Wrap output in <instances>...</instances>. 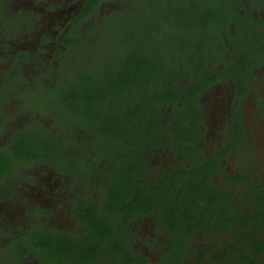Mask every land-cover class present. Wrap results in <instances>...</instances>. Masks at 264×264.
<instances>
[{
    "label": "flooded vegetation",
    "instance_id": "1",
    "mask_svg": "<svg viewBox=\"0 0 264 264\" xmlns=\"http://www.w3.org/2000/svg\"><path fill=\"white\" fill-rule=\"evenodd\" d=\"M111 1H100L88 18L76 24L74 17L85 0H53L54 10H59L61 15L49 22L59 19L61 23L54 28L52 41L47 44L44 30L36 25L45 22L41 16L50 12L51 0H0V155L10 163L0 181V264H173L171 255L177 250L174 239L176 242L183 235L181 264H264V221L254 231L256 242L251 238L237 242V235L233 234L236 229L221 234L218 230L202 231L182 225L181 234L177 232L179 229L173 230V226L159 220L167 216L157 214V205L144 214L138 206L131 207L129 214L124 213L121 205L119 212L115 211L108 197L112 185L94 180L95 166L103 168V174H109L119 171L117 167L131 165L129 160L120 157L114 162L112 155H107L110 148L126 147L122 134H104L98 140V134L78 133L76 125L64 127L63 95L57 91V80L59 76L65 78L67 73H77L69 69L71 64L75 69L90 67L71 63L80 51L75 48L83 44L82 39L78 42V37L73 36L89 23L103 26L111 20V14H124L129 5L122 0L117 3L123 4L119 9L112 10L110 6L104 10L103 4ZM192 1L188 0V5ZM108 11L111 13L106 15ZM225 11L236 13V18L229 16L231 21L225 30H216L213 39L216 50L210 49L208 53L210 58L222 60L219 67L222 76L212 85L218 91V125L214 128L208 125L206 110L200 102L203 119L197 134H193L195 125H192V133L175 143L173 135L157 129L147 136L142 134L144 141L150 138L147 143L137 144L140 136L137 133L130 139L129 149L122 153L140 152L142 163H135L140 166V177L166 187L160 191L156 186L154 192L147 189L156 202L168 205V200H174V186L181 194H188L184 190H189L191 180L210 195L212 190L218 196L225 189L231 193V204L244 203L245 207L241 206L244 215L251 220L244 231L251 232L261 218L254 217L264 209V0H228ZM151 20L156 28H167L158 24L157 19L151 17ZM243 51L247 54H241ZM239 58L252 66L240 65ZM231 60L238 65L228 72L226 68ZM63 62H67V71L63 69ZM26 65L32 67L33 74L26 72ZM49 77L56 85L48 87L44 80ZM55 95L58 114L48 109ZM48 110L54 116L50 122L43 119L49 115ZM160 121L166 123V120ZM22 137L32 140L49 137L53 142L49 154L54 155L55 164L49 165L47 160L32 162L25 156L28 153L25 149L15 147ZM168 141L175 156L160 158V149L170 148ZM17 153L22 156L21 160L16 159ZM134 157L137 156L134 154ZM155 174L160 175L155 177ZM29 191L41 194L45 207L29 198ZM8 202L19 203L20 214H6L4 206ZM86 215L92 221L104 222L107 228L90 230V223L82 219ZM193 226L196 225H190ZM226 233L233 235L235 248L227 258L217 259L220 246L225 245L219 242L232 240ZM97 237H102L99 241L102 252L99 256L98 253L90 256V247L98 243ZM203 252L206 254L198 259V254ZM244 254L246 260L242 257Z\"/></svg>",
    "mask_w": 264,
    "mask_h": 264
},
{
    "label": "trees",
    "instance_id": "2",
    "mask_svg": "<svg viewBox=\"0 0 264 264\" xmlns=\"http://www.w3.org/2000/svg\"><path fill=\"white\" fill-rule=\"evenodd\" d=\"M100 1L103 0H85L84 6L74 17V22L79 24L88 18L92 8ZM126 1L129 2V5L123 12L124 14H111L109 16L111 20L103 26L97 24L94 26V35L91 36V46L96 42L97 45L96 43L95 45L98 47L95 54L98 49H101V46H104V41H109L115 45L114 49L119 48L121 43H123V47L128 45L122 52L126 58L120 62L119 68H115L114 72L106 70L95 72L93 68V72L90 73V67L75 69L74 71L77 72L74 78L76 82L62 94L61 112L63 117L66 114L72 115L78 122L76 126L80 132L98 134V140L100 135L122 134L121 138H123V144L125 143L126 147L121 149L110 148L107 155H112L114 162H118L120 157L124 161L129 160L131 165L122 169L117 167L119 171L109 174H103V168L98 169L95 166L94 172L97 177L94 180L99 179L112 185L108 197L111 199L112 208L117 212H119V205L123 207L126 214L130 213L131 207L138 206L139 211L144 214L155 209L157 205L158 213L157 211L156 213L167 216L165 218L162 216L159 220L173 226V230L179 229L177 232L181 234L182 225H187L189 229L202 231L218 230V233L221 234L236 229L233 234L237 235V242H247L250 241V238L256 242L253 237L255 236L254 231L260 229L261 224H263L264 216L262 213L264 209L254 217L257 219L261 216L258 218L257 227L251 232L244 231V226L250 224L251 221L248 215H244L242 209L245 207L244 203H240L241 205L231 204L229 201L231 193L225 189H222L218 196L214 195V190L211 191L212 194L210 195L208 190L203 191L198 183L193 180L190 181L189 190H184L188 194H181L174 186L176 194L174 200H168V205L163 204V201L157 200L156 202L154 196L150 195L147 189L149 188L150 192H154L156 186H159L160 191L166 190V187L160 182L140 177L138 173L140 166H135V163L139 165L142 163L140 152L134 153L137 157H134V154L131 155L132 151L127 154L122 153V151L129 149L128 143L135 134L139 133L145 136L149 134L147 127L152 128L156 125L160 130L159 132H163L165 129V133L168 132L176 138L175 143L185 140L182 138L185 134L192 133V125H195V121L198 118L199 122L203 119L199 96L204 89L214 85L222 76V69L218 67L219 64H222V60L218 57L210 58L208 56L209 52L216 50V46L213 45L215 32L216 30L224 31L226 24L231 21L228 17L236 18V13H226L225 7L228 5V0H205L204 2L193 0L185 12L188 15L186 21H180V9H177L175 14L166 9L160 10L161 21L157 20V23L160 25L164 23L167 26L164 29L162 27L156 28V24H151L152 20H147L148 17L138 13L139 6L136 0ZM174 2L176 3V1ZM166 31L168 36H166ZM73 37H78L76 38L77 41L81 42L82 38L79 35ZM71 40L73 41L72 38ZM145 41L152 42L151 51L143 49V47L148 46ZM171 49H174L175 53H179V50H185L190 59L184 57L175 60V62L171 61L174 66L165 72L167 74L161 76V86L158 93L149 92L145 95L147 96L145 99H139L138 95L142 94L141 89L132 93H128L124 89L127 87L126 82L135 81L139 84H145L151 83L152 79H157L158 73L156 75L154 73L163 70V65L157 66L159 61H163L160 59L157 62V55L166 56L165 61H170L167 56L169 53L172 54ZM210 49L212 50L210 51ZM235 52L240 54L238 51ZM242 53L243 55L244 53L247 54L244 51ZM103 61L101 62L103 63ZM239 64H244L245 68L252 66L247 62H241V59ZM235 65L238 64H235L234 60L229 61L226 68L228 72L235 70ZM123 72L127 76H124ZM96 77L97 79H95ZM186 107L190 108L191 111L183 112ZM169 108L170 114L167 113ZM165 118L172 120H168L164 124L160 120L165 121ZM139 128L142 130L137 131ZM147 141L148 139L144 142L147 143ZM51 144L53 142L50 141L49 137H40L34 140L22 137L20 141L16 142L15 147L25 149L28 152L25 153V156L30 157L32 162L47 160L49 165H54V158H52L54 155L49 154ZM16 159L21 160L22 156L17 153ZM8 166L10 163H7L5 156L0 155V178L6 175L4 168ZM99 173L101 174L99 175ZM92 207L93 205L90 204V209ZM91 216L95 218L94 215ZM82 219L84 223H90V230L92 231H103L107 228L104 222L90 220V215H86V218ZM236 223L239 226H236ZM191 224L196 226L190 227ZM214 224L215 227L213 228ZM226 234L231 235L232 240H228L227 243L219 242V244L225 245L220 246L219 253L216 255L217 259L227 258L235 248L233 235L231 233ZM101 238L97 237L98 243L91 245L90 256L95 257L96 253L99 256L102 252L99 244ZM184 241V235L176 242L174 239V246L177 250L171 255L175 260L173 264L182 263L181 252ZM113 246H118V244H113ZM254 253L257 254L256 251ZM205 254V252L198 254V259ZM245 256L246 254L242 255L243 259Z\"/></svg>",
    "mask_w": 264,
    "mask_h": 264
},
{
    "label": "rangeland",
    "instance_id": "3",
    "mask_svg": "<svg viewBox=\"0 0 264 264\" xmlns=\"http://www.w3.org/2000/svg\"><path fill=\"white\" fill-rule=\"evenodd\" d=\"M8 1H13V0H8ZM52 1V5L51 8L49 9L50 12L43 14L41 17H43L45 19V22L42 24H37L36 27L40 29V27H42V29L44 30L43 33L46 36V43L48 44L49 42L52 41L51 37L53 36V31L54 28L57 27V24H60L61 21L58 19L56 21L53 22H49V20L51 19H57L58 16L61 15L59 10H54V3L53 0ZM125 1V0H124ZM176 1V3L174 2ZM203 2L205 0H202ZM123 2L122 0H112L111 2H105L103 4L104 6V10L109 9V7L111 6L113 9L112 10H117L119 9L120 6H122L123 4H117V3H121ZM139 2V7L137 9L138 13L144 17H148L147 20H151V17L154 19H157L159 21L160 20V10H169L172 14H175L177 9L181 10V15L179 17L180 21H186V19H188V15L185 13L187 11V7H188V0H138ZM111 13V11L106 12V15H109ZM55 14V15H52ZM100 18V17H99ZM98 21V17L96 18V22ZM150 24V23H148ZM192 24V23H189ZM96 25V24H95ZM94 25V26H95ZM163 25L166 27V25L163 23ZM188 25V24H187ZM40 26V27H39ZM92 24L90 25V23L84 27V29H81L80 32L78 33V35L82 38L83 40V44L81 43V45L79 44L75 50L79 51L76 52L75 55L73 56V59L71 63H78L80 67L84 68L87 67L88 65H90V73L93 72V68L95 72H100V71H113L115 70V68H119L120 62L123 61V59L126 58L125 54H122V52H124L123 50L126 49V47H123V43L119 44L121 45L119 48H115V45H112V43H109V41H104L103 42V47L101 46V49H98V52L95 54L96 50L98 47H96L95 43L91 46V36L94 35L93 30L95 29ZM166 29V28H164ZM61 30V29H60ZM59 34V31L56 33V35ZM166 36H168V32L166 31ZM148 46L147 47H143V49L145 50H149L151 51L152 49V42L151 41H145ZM22 45V44H21ZM26 45V44H25ZM29 49L31 50V53H35V51L32 49V47H29ZM140 49V48H139ZM172 54H168L167 58L170 59V61H165L166 56H160L157 55V62L160 59H163V61H159L157 66L159 64L163 65V70L159 71V72H155L154 74L156 75L158 73V77L157 79L153 80L151 83H145V84H139L135 81L133 82H126L125 85H127L126 88H124L128 93H132V92H136L138 90H140V92L142 94L138 95L139 99H145L147 96H145L146 94H148L149 92H153V93H158L160 91V86H161V76L167 74L165 73L166 71L170 70L171 67H173V63L175 62V60H179L182 59L184 57H186V59H190V56L186 54L185 50L180 51L179 53H175L174 49L170 50ZM71 54V53H70ZM34 54H30L29 56H33ZM116 55V56H115ZM156 56V55H155ZM75 59H78L77 61H75ZM49 62H51L50 59H47ZM104 60V61H103ZM103 61V63L101 62ZM172 61V62H171ZM87 63V64H85ZM101 63V64H100ZM64 65V70H68L67 67V62H63ZM218 67H220V64L218 65ZM96 68V69H95ZM72 70H75V65L71 64L70 68ZM25 70L28 74H33L32 73V67L30 65H26ZM124 76H127V74L125 72H123ZM131 76V74H130ZM76 77V73L73 74H68L66 75V77H62L59 76L58 80H57V91H60L59 94H63L66 90L70 89L71 86H73V84L76 82V80L74 79ZM97 79V77L95 78ZM45 83L48 85V87H52L54 85H56L54 83V80L52 77L46 78ZM224 85L229 86L228 82H224ZM218 98V91L216 90V88L214 86L210 87L206 93H202V95L199 96V101L202 103V106L204 107V110H206L207 113V121L209 122L208 125L212 128H214L215 126L218 125L219 123V118H218V113L220 111V108L218 106V102L219 100H216ZM110 103V101H109ZM63 106V104H62ZM48 109H50L51 111L54 112V114H58L59 113V107H58V97L57 95L54 96L53 98V102H52V106H48ZM165 110H167V107H165ZM184 111H191L190 108H187L183 110ZM170 108L168 109L167 113L170 114ZM175 113V112H174ZM48 116H43V119H46V122H50L52 118H54L53 115L49 110H48ZM63 116V113H62ZM225 116H223L224 118ZM63 119L66 121L64 123V127L67 126H72V125H78V122L76 121V119L69 114L64 115ZM166 121L168 120V118L165 119ZM214 122V123H212ZM49 124V123H48ZM198 126H199V118L195 121V127L193 130V134H197L198 131ZM157 128L156 126H153L152 128L148 127V133L152 134L153 132H157ZM160 131V130H159ZM78 133H83V132H78ZM160 133H165V129L163 130V132ZM143 135L140 134V136L138 137L137 140V144H142L144 142V138L142 137ZM147 139L149 140L150 138L147 137ZM168 144H170V148L167 146H163L160 145V147H162L160 149V151L158 152V156L164 157L166 159L168 158H172L175 156V152L173 150L172 147V143L168 141ZM176 153H177V149H176ZM168 161V160H167ZM160 175V174H159ZM157 174H155V177L159 176ZM218 181V179H217ZM27 196L29 198H32L34 202H37L39 204H42L43 207H45V200L42 198V195L40 194L39 196L32 191H29V193L27 194ZM4 212L8 215H17L20 214V207H19V203L15 204L13 202H8L6 203V205L4 206Z\"/></svg>",
    "mask_w": 264,
    "mask_h": 264
}]
</instances>
